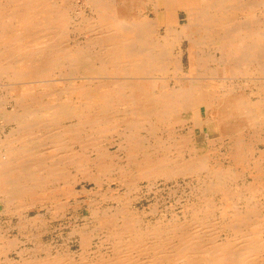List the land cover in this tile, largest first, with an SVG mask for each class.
<instances>
[{"label": "bare ground", "instance_id": "6f19581e", "mask_svg": "<svg viewBox=\"0 0 264 264\" xmlns=\"http://www.w3.org/2000/svg\"><path fill=\"white\" fill-rule=\"evenodd\" d=\"M58 1L0 0V80L18 85L10 112L0 95L15 124L0 137V203L51 212L85 194L82 230L100 242H0V264H264V0H83L91 15ZM200 113L216 137L197 134ZM182 167L186 221L134 206L142 180ZM103 180L117 183L108 197ZM19 217L18 232L45 222Z\"/></svg>", "mask_w": 264, "mask_h": 264}, {"label": "rangeland", "instance_id": "374dc122", "mask_svg": "<svg viewBox=\"0 0 264 264\" xmlns=\"http://www.w3.org/2000/svg\"><path fill=\"white\" fill-rule=\"evenodd\" d=\"M73 1L76 5L74 9L75 12L77 11V9H79L83 12L84 15H91V8L85 5L83 3V0H73ZM62 2L63 1L60 0L58 1V3H62ZM88 35L89 34L85 33L84 36L81 37V39L85 38ZM71 36L73 37L74 34H72ZM60 75L61 74H56L55 76H52L55 79L51 78L52 79L51 82L53 84L55 82L54 88L56 89L58 88V86L61 87L63 84H65V77ZM91 79L96 80V82L98 80L96 76ZM0 83H1V88H0L1 97H5L4 99L7 98L9 99L6 105L4 106V110L8 113L14 108V100L12 98L10 99L11 95H14L15 93L14 89L12 90V88L17 86L15 88L17 90L18 85L14 86L16 82H9L8 79H3V81H1ZM2 86L4 89L2 88ZM31 86L32 84H28L24 88V90H29L30 88H32ZM5 91L7 93H5ZM258 106L260 107L259 110L262 111V113L264 114V104ZM246 109L247 108H245V110ZM194 118H196V121L194 120V125L198 135H200L199 126L204 125V130L206 134L209 133L210 136L212 137L217 136L218 132L214 121L213 122L211 121L205 125L203 121L204 116L202 113L198 115L195 114ZM236 124H237L236 120L233 119L232 125L235 126ZM13 127H15V124L13 122L9 124H4L3 121L0 120V137H4V135L9 133V130H11ZM114 149L115 147L113 145L109 146L110 151H114ZM184 173L185 172H183V167H182L181 172L170 173L167 176L168 179L164 180L161 178V180L155 181L151 187H146L147 181L145 179L142 180L140 182L141 184L139 183L140 185L139 191L134 193V196H136L134 206L139 210H142L144 208L148 211L147 208H150L153 202L157 201L158 203L156 206L159 209V211H161V209L168 208L165 214L166 218H174L175 216H178L181 221H186L187 219L186 212L190 211L191 205L190 203L184 204V202H186L185 199L188 197L189 194V190H190L189 184L191 182H192L191 184H194V182L192 178L193 175L189 176V174L187 175ZM76 179L77 182L75 184V190L80 191L84 186L86 188V191H90L91 189H93V191L95 190L92 182H87L82 178H80V176H77ZM101 186L102 187L99 188L100 193L101 192L105 193L106 196L108 197L110 196L112 191H114V188L117 186V183L116 181L103 180ZM120 193H124V190H120ZM84 195L79 194L77 195V197L70 195L67 196L65 195V197L61 196L62 198H59L58 200L60 202L59 203L57 202L58 209L51 212L48 211L47 206H38V207L24 206L21 208L20 211L16 213L14 212V213L4 214L3 206L0 203V238H1L0 242H46V243L53 242L56 243L57 245H63V246L67 244L69 247H71L72 250H76L78 248L77 242H100L96 236L92 238L89 232L82 230V228H84L83 226L86 221V218L87 216H89L88 213L89 207L86 206L87 205L86 203H84V201H86V197ZM97 197L98 195L95 198ZM180 203L184 204L183 208H180L181 207ZM112 204H114L113 201L103 200V202H101L99 206L105 208L106 206ZM63 205L65 207H63ZM38 212L42 214L43 217L45 218L43 227H40L37 231L30 230L29 228H27L24 231L18 232V228L16 227L20 220L19 216L23 215L25 217L26 216L34 217ZM181 213L184 214L181 215ZM9 255L11 257L16 256V254L13 251H10Z\"/></svg>", "mask_w": 264, "mask_h": 264}]
</instances>
